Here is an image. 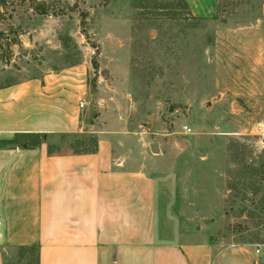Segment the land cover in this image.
<instances>
[{"label": "rangeland", "instance_id": "obj_1", "mask_svg": "<svg viewBox=\"0 0 264 264\" xmlns=\"http://www.w3.org/2000/svg\"><path fill=\"white\" fill-rule=\"evenodd\" d=\"M263 4L218 0L198 17L185 0H0V85L83 72L89 126L51 151L107 133L129 168L176 178L181 220L222 249L251 247L234 264L250 251L264 264Z\"/></svg>", "mask_w": 264, "mask_h": 264}, {"label": "crops", "instance_id": "obj_2", "mask_svg": "<svg viewBox=\"0 0 264 264\" xmlns=\"http://www.w3.org/2000/svg\"><path fill=\"white\" fill-rule=\"evenodd\" d=\"M185 1L195 16L217 13L218 0ZM84 76L50 71L0 85V264L29 250L37 264H234L252 250L222 249L181 220L176 178L129 168L105 132L94 151H51L58 136L89 126Z\"/></svg>", "mask_w": 264, "mask_h": 264}, {"label": "water", "instance_id": "obj_3", "mask_svg": "<svg viewBox=\"0 0 264 264\" xmlns=\"http://www.w3.org/2000/svg\"><path fill=\"white\" fill-rule=\"evenodd\" d=\"M151 148H152L153 150H156V151H159V150H160L159 144H158L157 142L152 143V144H151Z\"/></svg>", "mask_w": 264, "mask_h": 264}, {"label": "built area", "instance_id": "obj_4", "mask_svg": "<svg viewBox=\"0 0 264 264\" xmlns=\"http://www.w3.org/2000/svg\"><path fill=\"white\" fill-rule=\"evenodd\" d=\"M79 105H80L81 108H84L85 107V104H84L83 101H81ZM258 251H260V250H258Z\"/></svg>", "mask_w": 264, "mask_h": 264}, {"label": "trees", "instance_id": "obj_5", "mask_svg": "<svg viewBox=\"0 0 264 264\" xmlns=\"http://www.w3.org/2000/svg\"><path fill=\"white\" fill-rule=\"evenodd\" d=\"M218 7H219V5H218ZM96 147H97V143H96L95 147L92 150H88V151H94V150H96Z\"/></svg>", "mask_w": 264, "mask_h": 264}]
</instances>
